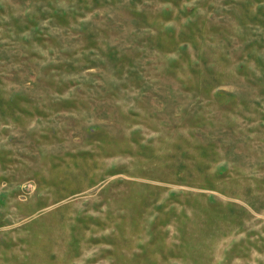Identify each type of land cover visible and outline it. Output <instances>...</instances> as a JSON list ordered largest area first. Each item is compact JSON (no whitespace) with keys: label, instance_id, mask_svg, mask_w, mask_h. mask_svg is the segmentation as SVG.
Wrapping results in <instances>:
<instances>
[{"label":"rangeland","instance_id":"374dc122","mask_svg":"<svg viewBox=\"0 0 264 264\" xmlns=\"http://www.w3.org/2000/svg\"><path fill=\"white\" fill-rule=\"evenodd\" d=\"M0 264H264V0H0Z\"/></svg>","mask_w":264,"mask_h":264}]
</instances>
